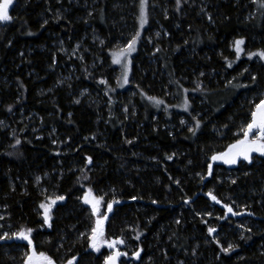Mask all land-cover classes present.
Segmentation results:
<instances>
[{
    "label": "trees",
    "instance_id": "trees-1",
    "mask_svg": "<svg viewBox=\"0 0 264 264\" xmlns=\"http://www.w3.org/2000/svg\"><path fill=\"white\" fill-rule=\"evenodd\" d=\"M138 2L13 0L0 22V220L32 239L0 241V264H105L88 231L109 204L115 264H264V155L212 162L264 101V0H147L121 89Z\"/></svg>",
    "mask_w": 264,
    "mask_h": 264
},
{
    "label": "snow or ice",
    "instance_id": "snow-or-ice-1",
    "mask_svg": "<svg viewBox=\"0 0 264 264\" xmlns=\"http://www.w3.org/2000/svg\"><path fill=\"white\" fill-rule=\"evenodd\" d=\"M13 3V0H0V22L3 21H9L11 19L9 15V6ZM177 3L179 4V0H177ZM147 0H141L140 3V24L141 27H143L144 24L147 23V17H146V8ZM139 35V34H137ZM243 40H236L235 41V49L237 53V57H239V54L243 51L241 48V45H243ZM135 44H136V38L134 37L132 41L127 45V47L120 49L118 52H114L113 55V63L114 64H121L122 58L126 56V54L131 53L132 51H135ZM252 55H259L262 59H264V52L260 53H253ZM231 66V65H229ZM124 72H123V81L124 83H127V74H128V64L127 62L124 63ZM154 100V102L159 105L162 103L160 100H155V98H149ZM254 129H258V134L254 139H252L250 142L248 141V137L250 134L253 133ZM243 134L245 139L240 140L237 142V144H234L231 146L229 153L222 154L221 156H213V160L217 159H224L225 163L229 164H235L237 162V157H242L244 160L250 159V153L251 152H259L262 155H264V143H260V141L264 140V101H261L258 105H256V111L252 113V121L249 123L246 127V129H243ZM19 143V141H17ZM232 149H236L235 152L232 151ZM171 159V157H169ZM91 160L89 159V163ZM209 169L211 170V165H209ZM211 195V193H209ZM91 196V192L89 191L88 194H86L84 198V203L86 204H92L93 212L96 213L98 211L97 205L100 203L99 199L92 198L89 199ZM64 197H56V200H62ZM102 199V198H101ZM213 200H216L215 196H212ZM56 200H52V204L56 202ZM219 203V201H217ZM41 207L44 209V222L45 224H48L50 220L49 212H50V205L42 204ZM108 210L111 211L112 205L109 204ZM228 212H232V209L229 207ZM233 215H236L237 213H232ZM104 219H107L105 216ZM97 227L92 230V244L91 247H93L95 250L99 251V247L97 245V236L103 235L101 226L103 224V220H97L96 222ZM50 226V225H49ZM215 229L209 228V233L214 232ZM31 232V229L28 230V234L25 232H20L17 235L19 238L27 240L29 244H31V240L29 239V234ZM11 239V237H8L7 234L4 236H0V239ZM124 243L123 240H116L109 243L110 248H114L116 244H122ZM223 251H230L231 246H229L228 249H222ZM35 252H33V257H35ZM121 255V253L116 252L113 255H110L107 257L105 264H115L117 257ZM136 257H139L140 253L137 252ZM33 257H29V260L31 261ZM39 261L46 262V264H54V262L47 256H45L43 253L39 254V257L37 258ZM68 264H73V261H69Z\"/></svg>",
    "mask_w": 264,
    "mask_h": 264
},
{
    "label": "rangeland",
    "instance_id": "rangeland-1",
    "mask_svg": "<svg viewBox=\"0 0 264 264\" xmlns=\"http://www.w3.org/2000/svg\"><path fill=\"white\" fill-rule=\"evenodd\" d=\"M140 3H141V0H139V2H138V16L140 17ZM147 5V4H146ZM145 12H146V17H148V9H147V6H146V8H145ZM138 17V18H139ZM147 26H148V18H147V23L146 24H144L143 25V27H141V24H140V19L138 20V37H137V39H136V44H135V51H132L131 53H129V54H126V56L124 57V58H122V62H121V64H114L113 63V65H115L118 69H119V71H120V88L121 89H126L128 86H129V84H130V77H131V69H132V60H133V57H134V54H136V53H138V49H139V43H138V41H139V37H141L143 34H144V29H146L147 28ZM127 45L128 44H125L124 46H121L120 48H116L112 53H111V59H112V61H113V53L114 52H118L120 49H122V48H125V47H127ZM127 62V64H128V74H127V83H124V81H123V72H124V67H123V65H124V63H126ZM258 131L259 130H254L253 131V133H252V135H250L249 137H248V141L250 142L252 139H254L255 137H256V135L258 134ZM245 139V138H244ZM262 141H260V143H261ZM235 144H237V143H235ZM231 148V147H230ZM230 148H229V150H227V152H225V153H229V151H230ZM232 151L233 152H235L236 151V149H232ZM224 153V154H225ZM250 156L252 155V152L249 154ZM237 160H239L238 159V157L236 158ZM45 204V203H44ZM50 204H52L51 203V201H48V202H46V204L45 205H50ZM99 205V204H98ZM99 208L101 209V207H100V205H99ZM42 211L44 212V209L42 208ZM51 211H52V207L50 206V212H49V215H50V213H51ZM111 211H109L108 210V214L110 213ZM108 214H106V215H104V217L106 216L107 218H108ZM1 217H2V214H0V219H1ZM104 217L103 216H98V215H96V218H95V222H94V225H93V227L88 231V235H89V238H90V244H92V230L94 229V228H96L97 227V224H96V222H97V220H103V224H102V226H101V230H102V233H103V235H98L97 236V245H98V247H99V251H97V250H95L93 247H91V249L95 252V253H98V252H100V251H102L104 248H110L108 245H109V243H111V242H109V241H107L106 239H105V234H104V227H105V223H106V220L107 219H104ZM2 223H1V220H0V236H4L5 234H7V236L8 237H15V236H17V235H15V234H17V233H15V232H10V230L8 229V228H2ZM23 232V231H22ZM18 237V236H17ZM8 238H5V239H0V241H5V240H7ZM29 239L31 240V242H32V239H31V237H30V235H29ZM24 239H22V241H23ZM25 241V243H28V241L27 240H24ZM32 244V243H31ZM91 246V245H90ZM116 247V246H115ZM118 249V251L117 252H119L120 253V248H117ZM110 252V254H109V256L110 255H113L114 254V252H113V250H111V251H109ZM36 255H35V257H33V251H29L27 254H25V260H24V262H23V264H46V262H43V261H39L37 258L39 257V254L40 253H35ZM44 254V253H43ZM45 255V254H44ZM45 256H47V257H49L48 255H45ZM29 257H33V259L30 261L29 260ZM53 262H54V264H57L51 257H49Z\"/></svg>",
    "mask_w": 264,
    "mask_h": 264
},
{
    "label": "water",
    "instance_id": "water-1",
    "mask_svg": "<svg viewBox=\"0 0 264 264\" xmlns=\"http://www.w3.org/2000/svg\"><path fill=\"white\" fill-rule=\"evenodd\" d=\"M238 158H239V159H242V157H238ZM212 162H213L214 164H226V163L224 162V159L212 160ZM232 213H234V212H228L229 215L237 216V215H233ZM109 250H110V251L113 250L114 253H116V252L118 251L117 247L109 248ZM118 258H119V256L117 257L115 263H117Z\"/></svg>",
    "mask_w": 264,
    "mask_h": 264
},
{
    "label": "flooded vegetation",
    "instance_id": "flooded-vegetation-1",
    "mask_svg": "<svg viewBox=\"0 0 264 264\" xmlns=\"http://www.w3.org/2000/svg\"><path fill=\"white\" fill-rule=\"evenodd\" d=\"M254 130H256V129H254ZM254 130H253V131H254ZM238 159H239V158H238Z\"/></svg>",
    "mask_w": 264,
    "mask_h": 264
}]
</instances>
